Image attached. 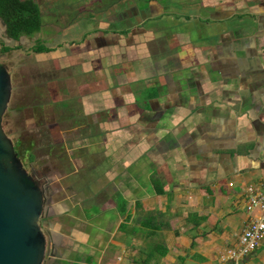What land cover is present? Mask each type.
<instances>
[{
  "label": "crops",
  "instance_id": "1",
  "mask_svg": "<svg viewBox=\"0 0 264 264\" xmlns=\"http://www.w3.org/2000/svg\"><path fill=\"white\" fill-rule=\"evenodd\" d=\"M140 8L92 34L106 51L94 83L114 79L91 120L106 160L90 184L106 180L51 205L49 264H234L245 187L264 184V0ZM243 263L264 264V240Z\"/></svg>",
  "mask_w": 264,
  "mask_h": 264
},
{
  "label": "flooded vegetation",
  "instance_id": "2",
  "mask_svg": "<svg viewBox=\"0 0 264 264\" xmlns=\"http://www.w3.org/2000/svg\"><path fill=\"white\" fill-rule=\"evenodd\" d=\"M126 1H124V5ZM142 14L138 1L134 6L133 4L128 6L127 4L124 8L109 12L106 16V22H111L113 26H123L131 22H139ZM64 27L71 30L72 34L61 37L60 42L55 47L50 45L48 39L37 37L30 49V55L33 56L30 62L37 66L36 70L30 73L32 78L29 82L30 87L33 88V91L40 89L42 92L45 89H52V94H46L49 99L33 102L28 107L19 105L21 100L15 92L18 64L14 61L6 65L0 61L9 71L12 84L11 98L3 117L4 130L13 141L14 150L24 168L44 191L47 202L46 214L40 219L41 226L48 238V255L45 264L50 263V260H48L51 257L50 251L55 249V255L59 253L58 250L56 251L57 247L53 242L54 238L50 230L54 224L53 221H58L57 218H54L53 211L50 208L51 205L55 201H61L66 191H73L76 195L75 186H78V191L84 193L80 184L86 185L89 183L94 194L106 180L103 173H101V177L93 181L95 185L90 184L91 177L99 171L103 172L104 168V161L102 160L98 165H95L93 155L101 151L104 155L103 159L106 160V153L103 152L106 143L102 138L96 139L91 125L95 110L103 109V103L100 102V105L97 103L94 88L95 59L97 56L103 57L106 51L103 45L98 48V51L95 49V45L92 43V34L95 30L91 31L89 36L82 38V44L79 45L81 42L79 41L80 38L76 36L74 21ZM1 30L5 34V26L0 19ZM33 35H23L18 40L6 37L10 41L16 42L21 48L20 41ZM38 41H48L44 47L50 49L42 52L34 51L37 48L35 44ZM0 43L2 44L1 39ZM17 45L13 46L12 49L18 47ZM68 45L72 46L70 52H58V48ZM2 46L0 47L1 52L11 55L12 49L2 51ZM40 55H42V58ZM38 60L43 61L39 62ZM79 76L82 80L79 79ZM24 85L26 84L24 83ZM33 91L29 97L36 95ZM42 95L43 93L40 94V96ZM80 105H82V110L79 107ZM97 105H99V108H96ZM18 113H21L22 116ZM63 113L67 115L66 119L76 122L77 128L73 127L68 131L70 135H74L73 138L66 139L64 137ZM16 120H19V122H16ZM41 120L44 121L39 122ZM81 131L88 132L81 135ZM44 142L48 146L47 153L41 154L40 150L43 148ZM81 150H84V152H81ZM68 179L71 180V183L65 184L64 181ZM93 194H86L84 197L91 198ZM66 196L65 194L64 198Z\"/></svg>",
  "mask_w": 264,
  "mask_h": 264
},
{
  "label": "water",
  "instance_id": "3",
  "mask_svg": "<svg viewBox=\"0 0 264 264\" xmlns=\"http://www.w3.org/2000/svg\"><path fill=\"white\" fill-rule=\"evenodd\" d=\"M11 88V75L0 63V264H45L48 238L40 223L47 210L45 194L3 127ZM50 254L55 256V249Z\"/></svg>",
  "mask_w": 264,
  "mask_h": 264
},
{
  "label": "rangeland",
  "instance_id": "4",
  "mask_svg": "<svg viewBox=\"0 0 264 264\" xmlns=\"http://www.w3.org/2000/svg\"><path fill=\"white\" fill-rule=\"evenodd\" d=\"M41 10L42 15V24L41 29L39 32L34 33L32 37H29L27 39L20 41V46L16 44V42L10 41L9 38L6 37L3 30L0 31V39L2 40V44L0 43V47L2 45H12L11 47H15L17 45L18 47L12 49L11 55L2 53L0 50V61L4 62L6 65L10 62H17L18 67L16 69V95L21 100L19 105H22L23 107L30 106L33 102L37 101H45L49 99V97L46 96L47 93H53L52 89H45L44 92L42 90L37 89L33 91V88L30 87V80L31 78V72L35 71L37 66L31 64V60L33 58L32 55H30V49L31 46L34 44L35 38H44L48 39L50 45L55 47L58 42H60L61 37H67L70 34H72L71 30H68L65 25L70 24L74 21L75 27V33L76 36H78L80 39H84L85 37L89 36L91 31H96L97 33L100 31L99 28H102L101 22H106L107 14L109 12H112L114 9H121L124 8L125 5L137 3L139 1V5H143L146 3L147 0H35ZM124 1H126V4L124 5ZM161 1V0H159ZM117 24V23H115ZM90 27V28H88ZM106 27V26H105ZM92 41L95 45V49L98 51V48L101 47L103 41ZM48 41H42L41 43L43 45H46ZM81 42V41H80ZM78 42V43H80ZM82 43V42H81ZM72 46H64L61 48H58V52H70ZM42 55H40L41 57ZM42 58V57H41ZM39 62H42L43 60H38ZM98 64V62H97ZM98 67H102L98 64ZM114 83V79H110V77H106L105 81L100 80L97 85L94 83V88L100 89L106 86V84H109V82ZM24 83L26 85H24ZM86 88V87H85ZM86 90V89H85ZM33 92L36 93V95H33L31 97L30 94ZM96 91V90H95ZM40 96V94H42ZM38 96H40L39 99ZM31 98V99H30ZM97 103L100 102L103 103V100L100 99V96L96 95ZM100 105V104H99ZM99 105L96 106V108H99ZM22 116L21 113H18ZM64 121L62 123L64 137L66 139L73 138L74 135H70L68 131H70L73 127H76V122H73L71 120L66 119L67 115L64 114ZM95 115V114H94ZM94 120V117H93ZM44 120H41L39 122H42ZM16 122H19V120H16ZM99 123V122H98ZM99 126V125H98ZM104 127H106L105 123L100 124V128L103 131ZM89 131V130H88ZM88 131H81V135L87 134ZM45 143V142H44ZM47 145L46 143L43 145V148L40 150L41 154L47 153ZM81 152H84V150H81ZM103 161L102 155H96L94 158V163L99 164L100 161ZM57 199V198H56ZM91 213V211H90ZM62 221V220H61ZM86 229V226L84 227ZM240 229V228H238ZM234 236L235 243L237 236ZM231 245V244H230ZM229 246V245H228Z\"/></svg>",
  "mask_w": 264,
  "mask_h": 264
},
{
  "label": "built area",
  "instance_id": "5",
  "mask_svg": "<svg viewBox=\"0 0 264 264\" xmlns=\"http://www.w3.org/2000/svg\"><path fill=\"white\" fill-rule=\"evenodd\" d=\"M244 199L248 219L238 235V245L227 249L222 257L234 260V264H244V259L252 255L264 240V184H248Z\"/></svg>",
  "mask_w": 264,
  "mask_h": 264
},
{
  "label": "trees",
  "instance_id": "6",
  "mask_svg": "<svg viewBox=\"0 0 264 264\" xmlns=\"http://www.w3.org/2000/svg\"><path fill=\"white\" fill-rule=\"evenodd\" d=\"M147 1L152 2V0ZM0 19L5 26V35L14 40H18L23 35L29 36L39 32L42 25L41 10L35 0H0ZM35 45L36 52L50 49L45 48L40 41ZM11 49L10 46H2V51ZM166 252V248H163L162 255Z\"/></svg>",
  "mask_w": 264,
  "mask_h": 264
}]
</instances>
